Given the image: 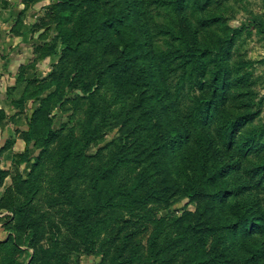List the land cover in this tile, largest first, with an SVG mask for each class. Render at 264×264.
Masks as SVG:
<instances>
[{"label":"trees","instance_id":"obj_1","mask_svg":"<svg viewBox=\"0 0 264 264\" xmlns=\"http://www.w3.org/2000/svg\"><path fill=\"white\" fill-rule=\"evenodd\" d=\"M51 1L43 24L55 36L41 55L59 60L15 104L37 102L13 162L29 171L23 178L0 170V186L11 178L0 194V210L11 213L0 264H21L28 238L29 264H70L53 222L39 245L48 233L42 207L87 253L120 224L110 264H264V125H255L253 110L264 77L252 69L264 57H235L239 39L264 40V0L238 28L222 22L217 0ZM71 89L82 94L69 103L84 119L77 133L62 134L52 113L63 111ZM112 126L121 135L109 160L91 166L87 148ZM30 144L38 150L32 159ZM177 193L211 210L157 217L154 206H169ZM134 218L148 231L144 245L128 227Z\"/></svg>","mask_w":264,"mask_h":264},{"label":"rangeland","instance_id":"obj_2","mask_svg":"<svg viewBox=\"0 0 264 264\" xmlns=\"http://www.w3.org/2000/svg\"><path fill=\"white\" fill-rule=\"evenodd\" d=\"M219 3L218 5L221 7L220 9H215L214 11L218 13L222 9L221 17L222 22L226 24L228 27L231 28H238L244 22L246 21L248 17V11H252L253 13L262 12L259 9L258 1L251 0L250 3L245 4L241 0H228V1H221L217 0ZM226 3V4H225ZM53 2L50 0L49 6H51ZM223 7V8H222ZM54 28V25H52V29ZM54 30V29H53ZM216 30V29H215ZM52 36H55V32H52ZM260 36L255 35V33L247 38V39H239L237 42V50L235 51V57L237 59L243 60V61H258L261 60L264 57V40H260ZM244 39V40H243ZM51 44V43H50ZM56 58L53 60L54 63H52V66L57 64L58 62V56H55ZM253 74L255 76H262L264 77V66L257 65L254 66ZM256 91L258 92V97L255 99L253 110L254 112H259V117L255 120V125H264V99L262 105H258V100L260 97L264 96V89L260 86L256 87ZM76 96H82V94L75 89H71L70 92L67 93L66 98H68V102L65 104L63 111L60 110H54L52 115L55 116L54 119V126L53 128L55 130H59L62 132V134H66L69 129L74 130L75 133L79 130V124L84 119L83 111L78 109V111H74L73 105L69 103V100H74ZM63 104V103H62ZM60 104L58 105V107ZM96 106H98V101L96 102ZM76 112V113H75ZM121 128L112 126L111 129H108L103 133L100 139L93 142L86 150V154L89 156V164L91 166L96 165L97 163H106L109 160V154L111 146H114L115 141L120 137L121 135ZM113 143V144H112ZM25 148V147H24ZM29 148L31 150L29 154V158L32 159L35 157L38 153V150H34L32 145H29ZM24 149L20 152L23 153ZM21 153H16L13 157V162L16 161V156ZM167 158L170 159V156L167 155ZM15 160V161H14ZM158 164L162 165V160L160 159L158 161ZM23 164L15 166L12 168L8 173L12 176H18L21 175L23 178L26 176L27 172L29 171L28 166L22 167ZM169 164L167 163V166ZM170 169V168H169ZM152 170V168H151ZM152 172V171H151ZM159 175H157L156 172L152 173L150 178V185L152 187H155L159 184ZM170 193L172 191H169ZM87 192V196H88ZM153 213H157V217H179L183 212L188 211L195 214H200L201 212H196V210H211L206 203H200L199 205L196 202H191L186 197L181 195L180 193H177L174 195V197H171L169 201V206H154ZM152 209V208H151ZM40 216L42 217L41 221L43 223V226L45 227V232H48L47 234L42 237L43 240L39 245L46 246V238H49L52 231L50 230V227H47L49 222L54 223L53 231L56 230V228H59L62 232L63 236L60 239L61 249L62 252H64L67 256V261L70 264H110L112 261L113 256L116 254L114 247L112 245V238L116 236V231L119 228V225H112L107 235H103L101 238H99L95 243V248L92 252H88L86 250V247L79 246L78 249H75L74 245L77 244L75 240H72L68 237V233L65 231L64 227L60 225L59 218L53 213L52 210L46 209L42 207L39 210ZM152 213V214H153ZM54 214V215H53ZM208 214V213H207ZM11 216V213L8 212L5 209L0 210V240H3L7 236V232H5L3 228V224L8 220V217ZM128 220V216L118 218L115 217V222H120L123 220ZM132 226L133 228H137L138 230L137 235L135 236V240L139 242L141 245L145 244L146 237L148 235V231L143 229L141 221L139 219L134 218L133 220L130 219V224H128V227ZM132 227H129L132 229ZM150 228V226H149ZM128 229V230H131ZM26 238V237H25ZM24 238V239H25ZM29 238L26 240L28 242ZM107 240V241H104ZM27 242L22 243L20 245V248L22 249V254L19 257V262L21 264H29V261L32 257V249L27 246ZM127 251H121V254L123 256H127Z\"/></svg>","mask_w":264,"mask_h":264},{"label":"crops","instance_id":"obj_3","mask_svg":"<svg viewBox=\"0 0 264 264\" xmlns=\"http://www.w3.org/2000/svg\"><path fill=\"white\" fill-rule=\"evenodd\" d=\"M49 4L50 0H0V110L6 116L0 124L2 171L15 167L13 156L25 147L20 132L26 131L27 119L37 106L33 100L24 101L22 106L15 104L30 91L29 82L48 76L55 62V56L41 55L54 38L52 26L43 24ZM59 48L57 45L56 53ZM10 183L7 175L0 194Z\"/></svg>","mask_w":264,"mask_h":264}]
</instances>
